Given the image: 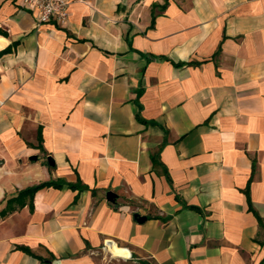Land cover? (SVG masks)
Segmentation results:
<instances>
[{"label":"crops","instance_id":"crops-1","mask_svg":"<svg viewBox=\"0 0 264 264\" xmlns=\"http://www.w3.org/2000/svg\"><path fill=\"white\" fill-rule=\"evenodd\" d=\"M69 1L0 0V264H264V0Z\"/></svg>","mask_w":264,"mask_h":264},{"label":"built area","instance_id":"built-area-1","mask_svg":"<svg viewBox=\"0 0 264 264\" xmlns=\"http://www.w3.org/2000/svg\"><path fill=\"white\" fill-rule=\"evenodd\" d=\"M22 5L37 11L39 23L65 24L69 19V0H22Z\"/></svg>","mask_w":264,"mask_h":264},{"label":"trees","instance_id":"trees-1","mask_svg":"<svg viewBox=\"0 0 264 264\" xmlns=\"http://www.w3.org/2000/svg\"><path fill=\"white\" fill-rule=\"evenodd\" d=\"M2 54V52H0V55ZM50 182H45V183H41L39 185H35L32 187H29L27 189L22 190L17 197H13L11 199H9L8 201V205L6 207V209H3L2 211H0V216H4L6 214H8V212L12 211L15 208L14 202H18L20 206H23L25 204V199L28 196H32L33 193L41 186H44L46 184H49ZM129 256V253H125ZM144 263H148L147 261H142Z\"/></svg>","mask_w":264,"mask_h":264},{"label":"rangeland","instance_id":"rangeland-1","mask_svg":"<svg viewBox=\"0 0 264 264\" xmlns=\"http://www.w3.org/2000/svg\"><path fill=\"white\" fill-rule=\"evenodd\" d=\"M261 239L263 240V243H264V225H262ZM142 261L144 260H142L141 258H138L137 256H133L132 258H129V259L115 257V258H112L111 264H152L148 260H145L148 263H144Z\"/></svg>","mask_w":264,"mask_h":264},{"label":"water","instance_id":"water-1","mask_svg":"<svg viewBox=\"0 0 264 264\" xmlns=\"http://www.w3.org/2000/svg\"><path fill=\"white\" fill-rule=\"evenodd\" d=\"M37 158H38V157H37L36 155H33V156L31 157V159H37ZM48 163H49L50 165H54L55 161H54L53 157H51V156L48 157ZM116 198H117V194H116L115 192H113V191H108V192H107V199H108L109 201H113V202H115V201H116ZM134 216H135V218H136L139 222H143V221H145V220L147 219V216H146V215H142V214H140L139 212H136Z\"/></svg>","mask_w":264,"mask_h":264}]
</instances>
